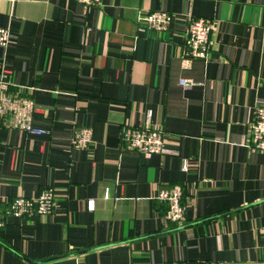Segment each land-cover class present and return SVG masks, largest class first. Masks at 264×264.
I'll return each instance as SVG.
<instances>
[{"label": "crops", "instance_id": "1", "mask_svg": "<svg viewBox=\"0 0 264 264\" xmlns=\"http://www.w3.org/2000/svg\"><path fill=\"white\" fill-rule=\"evenodd\" d=\"M148 10L172 12L168 28H139ZM191 16L214 28L208 55L185 60ZM0 27V73L44 130L0 126V264H264V151L248 143L264 0H0ZM82 126L92 141L73 147ZM123 126L160 128L173 152L126 149ZM173 185L180 222L157 197ZM45 188L51 213H10Z\"/></svg>", "mask_w": 264, "mask_h": 264}, {"label": "built area", "instance_id": "2", "mask_svg": "<svg viewBox=\"0 0 264 264\" xmlns=\"http://www.w3.org/2000/svg\"><path fill=\"white\" fill-rule=\"evenodd\" d=\"M15 1V0H10ZM86 5H97L101 0H77ZM173 14L168 10H148L137 17V25L146 30H165L172 21ZM214 20L210 17L191 16L187 23L184 45L185 60L191 57L205 58L211 44V34ZM9 29L0 27V45L9 42ZM182 86L192 84L189 78H180ZM10 84L0 73V126L16 128L27 133L41 134L44 130L34 124V100L23 92V88L12 91ZM25 91V90H24ZM120 137L128 150L144 155L173 152L164 147V132L157 127L123 126ZM92 141V129L88 126L79 127L72 132L71 146L85 148ZM248 143L254 150L264 151V104H257L253 109L252 121L249 125ZM182 169L190 170L186 158H183ZM107 192L104 193V196ZM159 200L167 203L166 218L172 222H180L184 218L186 195L178 185L161 188L158 191ZM55 207V198L51 188L41 190L34 197L15 196L9 204L10 213L15 215H44L51 213ZM3 216L0 214V225Z\"/></svg>", "mask_w": 264, "mask_h": 264}]
</instances>
